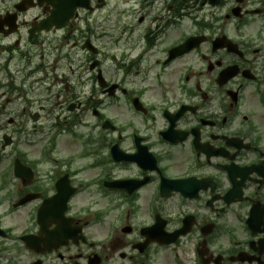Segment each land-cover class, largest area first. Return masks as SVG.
Listing matches in <instances>:
<instances>
[{"label": "flooded vegetation", "instance_id": "obj_1", "mask_svg": "<svg viewBox=\"0 0 264 264\" xmlns=\"http://www.w3.org/2000/svg\"><path fill=\"white\" fill-rule=\"evenodd\" d=\"M2 68L0 131L63 132L7 171L0 264H264V0H0Z\"/></svg>", "mask_w": 264, "mask_h": 264}]
</instances>
